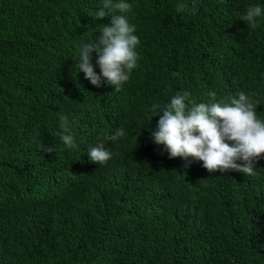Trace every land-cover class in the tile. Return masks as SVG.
I'll return each instance as SVG.
<instances>
[{
    "label": "trees",
    "instance_id": "16d2710c",
    "mask_svg": "<svg viewBox=\"0 0 264 264\" xmlns=\"http://www.w3.org/2000/svg\"><path fill=\"white\" fill-rule=\"evenodd\" d=\"M128 2L139 67L115 92L75 70L78 45L110 23L93 17L101 0H0V264H264V156L253 176L184 168L152 143L148 112L180 91L205 103L244 91L264 119V19L238 18L264 0H183L195 14ZM118 128L112 158L90 162Z\"/></svg>",
    "mask_w": 264,
    "mask_h": 264
},
{
    "label": "clouds",
    "instance_id": "9594fccd",
    "mask_svg": "<svg viewBox=\"0 0 264 264\" xmlns=\"http://www.w3.org/2000/svg\"><path fill=\"white\" fill-rule=\"evenodd\" d=\"M131 9L128 0H101L93 17L96 20L110 17V23L98 25L101 34L77 47L75 70L78 74L83 73L84 78L97 88L110 85L119 92L139 67L137 48L140 39L135 34L136 26L127 16ZM196 10L194 3L190 7L183 0L175 8L178 14H195ZM238 18L254 29L264 19V7L260 3L250 4ZM208 95L211 98L208 103L194 101L188 91L177 92L166 103H152L148 112L152 118L159 117L156 126L149 130L152 143L162 153L166 152L169 159L182 158L184 168L202 161V167L209 172L256 175L257 164L264 156V119L257 114L259 101L254 102L255 94L239 91L220 100L216 99L215 92ZM56 115L62 145L67 150L77 149L79 146L71 133L69 116L63 112ZM125 136L124 128L116 129L88 149L89 161L105 165L113 156L109 148H105V142L115 143Z\"/></svg>",
    "mask_w": 264,
    "mask_h": 264
}]
</instances>
